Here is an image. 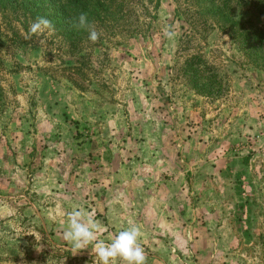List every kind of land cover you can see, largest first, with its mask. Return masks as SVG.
Here are the masks:
<instances>
[{
    "label": "rangeland",
    "instance_id": "obj_1",
    "mask_svg": "<svg viewBox=\"0 0 264 264\" xmlns=\"http://www.w3.org/2000/svg\"><path fill=\"white\" fill-rule=\"evenodd\" d=\"M22 2L0 18V264H94L63 239L74 208L105 243L138 225L145 264H264V0H101L96 43L58 20L25 40Z\"/></svg>",
    "mask_w": 264,
    "mask_h": 264
},
{
    "label": "clouds",
    "instance_id": "obj_2",
    "mask_svg": "<svg viewBox=\"0 0 264 264\" xmlns=\"http://www.w3.org/2000/svg\"><path fill=\"white\" fill-rule=\"evenodd\" d=\"M71 26L76 30H83L88 33V40L96 43L101 36L95 25L89 21L87 13L81 12L70 20ZM54 30L52 21L46 17L38 16L30 22L28 31L21 30L25 40L37 37L43 43L42 37L47 33L51 35ZM164 35L173 39L176 33L170 26L164 29ZM57 212L60 206L57 205ZM98 226L84 209H73L67 213V228L63 233V239L71 246L73 252L92 245L91 251L96 257L94 264H145L146 255L139 243L141 228L129 222L128 227L118 231L110 237L109 242L98 241L96 232Z\"/></svg>",
    "mask_w": 264,
    "mask_h": 264
},
{
    "label": "trees",
    "instance_id": "obj_3",
    "mask_svg": "<svg viewBox=\"0 0 264 264\" xmlns=\"http://www.w3.org/2000/svg\"><path fill=\"white\" fill-rule=\"evenodd\" d=\"M20 0H0V18L1 16L8 11L9 9H15L18 7V2ZM22 7L24 11L30 12L32 15H39L50 19L52 22L60 21L61 24H64L68 27V30H71L70 20L74 15L79 14L81 12L86 13H98L101 9H104L101 5V0H97V4L95 6H91L92 0H50V1H57L60 5L55 6V8L50 10H45L41 8L40 5L38 8H31L25 0H22ZM28 2H32V0H28ZM20 8V7H19ZM18 8V9H19ZM62 10H61V9ZM42 13V14H40ZM100 15V14H98ZM249 39H252L254 43H261L264 42V36L261 33L252 32L249 36Z\"/></svg>",
    "mask_w": 264,
    "mask_h": 264
}]
</instances>
